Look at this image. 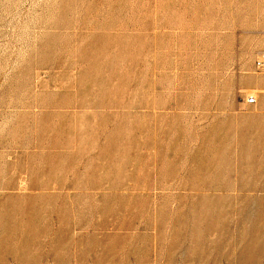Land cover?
Masks as SVG:
<instances>
[{"label": "rangeland", "instance_id": "1", "mask_svg": "<svg viewBox=\"0 0 264 264\" xmlns=\"http://www.w3.org/2000/svg\"><path fill=\"white\" fill-rule=\"evenodd\" d=\"M262 52L264 0H0V264H264Z\"/></svg>", "mask_w": 264, "mask_h": 264}, {"label": "built area", "instance_id": "2", "mask_svg": "<svg viewBox=\"0 0 264 264\" xmlns=\"http://www.w3.org/2000/svg\"><path fill=\"white\" fill-rule=\"evenodd\" d=\"M255 66L257 69L259 70H264V52L260 53L257 57V59L255 60ZM257 103V98L250 96L247 99V104H256Z\"/></svg>", "mask_w": 264, "mask_h": 264}]
</instances>
